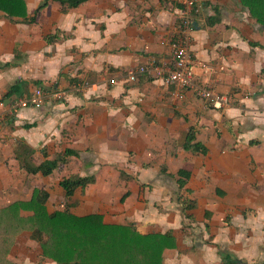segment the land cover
<instances>
[{
  "label": "crops",
  "instance_id": "1",
  "mask_svg": "<svg viewBox=\"0 0 264 264\" xmlns=\"http://www.w3.org/2000/svg\"><path fill=\"white\" fill-rule=\"evenodd\" d=\"M23 1V18L0 12V264H56L25 228L35 189L48 194L49 214L67 204L106 225L171 232L162 264H264V25L241 0H194L192 80L227 99L216 109L190 91L179 99L161 79L128 80L152 62L171 69L174 1L49 0L35 20L45 0ZM36 89L42 104L13 112ZM189 131L205 154L184 147ZM45 161L63 165L48 176L20 166ZM73 177L92 181L68 201L60 181ZM179 196L195 207L184 213Z\"/></svg>",
  "mask_w": 264,
  "mask_h": 264
},
{
  "label": "trees",
  "instance_id": "2",
  "mask_svg": "<svg viewBox=\"0 0 264 264\" xmlns=\"http://www.w3.org/2000/svg\"><path fill=\"white\" fill-rule=\"evenodd\" d=\"M45 0L34 12L32 17L36 19L40 11L47 5ZM61 6L76 8L87 0H51ZM248 8L250 16L259 24L264 25V0H241ZM64 11V10H62ZM0 12L8 18L25 17V4L23 0H0ZM65 38V37H64ZM59 39L57 34L47 35V43H54ZM21 85L15 84L9 88L6 97L18 95ZM184 147L193 153H206V148L195 141V136L189 131ZM30 151L26 149V153ZM56 161L43 162L32 167L27 163H21V167L28 174L50 175L53 170L61 168ZM189 174L180 170L177 173L178 189L182 190ZM91 178H65L60 181V187L64 191L65 200H70L78 188L91 183ZM48 194L42 189H35L31 201L25 208L32 211L33 216L25 221V227L31 232L33 240L38 242L45 257L50 258L56 264H162V253L174 246L171 232L164 234H140L133 225L116 226L106 225L98 215L77 217L67 210L49 214L45 203ZM182 211H191L194 201L178 197ZM191 217V215H186ZM24 228V227H23ZM227 264H242L240 261L231 260Z\"/></svg>",
  "mask_w": 264,
  "mask_h": 264
},
{
  "label": "built area",
  "instance_id": "3",
  "mask_svg": "<svg viewBox=\"0 0 264 264\" xmlns=\"http://www.w3.org/2000/svg\"><path fill=\"white\" fill-rule=\"evenodd\" d=\"M180 6V32L178 38H174L170 42L172 51L173 65L169 71H164L161 67L152 62L148 67H137L128 71V80L135 82L139 76L153 77L161 79L166 85H174L179 93L177 97L183 99L186 91L192 92L196 97L211 105L213 108L219 109L223 104L227 103L224 96H218L212 91L196 86L193 83V66L194 59L188 49V31L191 29L192 20L190 12L193 8L194 0H171ZM63 97L62 93L54 95L55 100ZM43 92L41 89H36L30 98L20 99L13 105V112L17 109L27 107H39L42 104Z\"/></svg>",
  "mask_w": 264,
  "mask_h": 264
},
{
  "label": "water",
  "instance_id": "4",
  "mask_svg": "<svg viewBox=\"0 0 264 264\" xmlns=\"http://www.w3.org/2000/svg\"><path fill=\"white\" fill-rule=\"evenodd\" d=\"M4 102L7 103V102H9V100H5Z\"/></svg>",
  "mask_w": 264,
  "mask_h": 264
}]
</instances>
